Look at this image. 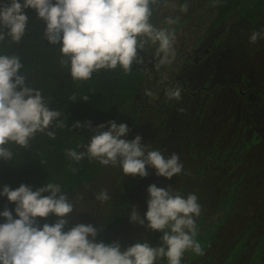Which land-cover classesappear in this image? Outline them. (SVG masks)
Returning <instances> with one entry per match:
<instances>
[{"label":"rangeland","instance_id":"rangeland-1","mask_svg":"<svg viewBox=\"0 0 264 264\" xmlns=\"http://www.w3.org/2000/svg\"><path fill=\"white\" fill-rule=\"evenodd\" d=\"M216 1L189 0L181 4L170 0L152 9L150 22L173 32L171 53L165 57L157 52L158 43L146 44L139 52L142 62L134 63L146 72L152 59L157 70L142 91V99L129 101L116 119L89 120L92 127L104 124L105 131L108 121L126 124L129 132L122 139L139 135L149 150L159 149L165 157L177 153L181 172L166 179L146 166L148 175L140 177L123 174L119 166L102 165L93 181L68 196L74 205L68 220L74 225L92 224L97 229L111 209V198L129 183L124 195L128 202L125 220L108 234L122 251L137 242L158 247L163 233L149 229L147 221L144 225L132 222L129 216L135 207L144 218L149 185L170 187L173 194L185 198L196 195L201 206L200 215L194 219L195 239L203 254L187 250L181 264H264V38L250 41L253 31L264 33V9L256 25L234 22V16H229L226 26L209 31ZM169 18L177 22L169 25ZM203 49H211L209 58L188 72L189 88L205 79L209 89L226 85L196 98L184 93L179 99L170 96L165 106H158L187 55ZM227 83L240 84L249 92L238 95ZM90 136L87 128L84 145ZM104 190L110 197L107 201L97 199Z\"/></svg>","mask_w":264,"mask_h":264},{"label":"clouds","instance_id":"clouds-1","mask_svg":"<svg viewBox=\"0 0 264 264\" xmlns=\"http://www.w3.org/2000/svg\"><path fill=\"white\" fill-rule=\"evenodd\" d=\"M157 0H11L0 4V25L6 28L11 41L19 43L25 34L28 15L33 9L44 22L43 36L49 44L60 45L61 64L70 65V75L75 80H88L94 71L115 69L119 65L126 73L135 63H141L139 55L149 42L158 43V53L165 57L172 51L175 39L169 29L156 28L151 22V5ZM186 7V6H185ZM169 18V25L175 24ZM264 38V33L253 31L250 41ZM5 34L0 32V41ZM23 65L16 55H0V159L10 161L13 152L6 147L14 142L27 148L37 132L52 127H65L61 113L50 109L41 92L26 84L21 74ZM179 99L180 90L170 91ZM87 99V96L83 98ZM55 121V124H54ZM73 128H88L91 136L85 151L66 150L73 161L79 162L88 155L105 166H119L125 175L146 177V166L155 169L157 176L172 178L182 170L179 155L167 157L159 149L149 150L141 143V137L122 139L129 128L126 124L108 121L92 127L90 122H75ZM47 136L55 139V132ZM76 171V169H73ZM147 211L141 219L133 207L130 221L162 232L161 244L152 247L147 242H137L121 250L118 242H97V229L92 224H75L65 230L68 216L74 205L61 191L59 184L48 183L33 190L21 184L15 189L3 186L0 196L15 204L13 211L7 207L0 212V264H156L166 258L168 264H181L187 250L203 254L195 239L197 234L194 217L201 213L197 196L185 198L173 194L170 187L160 188L151 184L146 189ZM48 193V195H43ZM107 190L97 199L107 201ZM57 217L52 224L40 225L36 218Z\"/></svg>","mask_w":264,"mask_h":264},{"label":"trees","instance_id":"trees-1","mask_svg":"<svg viewBox=\"0 0 264 264\" xmlns=\"http://www.w3.org/2000/svg\"><path fill=\"white\" fill-rule=\"evenodd\" d=\"M168 1L157 0L150 7L156 9ZM179 1L184 4L189 0ZM20 2L23 3V0ZM5 3L10 4L11 0H0V4ZM212 7L214 17L208 26L209 31L220 25L226 26L225 19L229 16H234V22L245 21L256 25L264 9V0H217ZM25 12L29 19L19 43L12 42L7 35L8 30L0 25V32L5 34V39L0 41V55L20 58L23 65L20 71L26 78L27 86L39 90L48 107L61 113L59 119L64 121L65 127L48 129L55 132V139L47 136L48 130L37 132L27 148L9 142L6 147L13 152V157L10 161L0 159V191L5 185L15 189L24 184L36 190L54 183L59 184L61 191L69 196L93 181L102 170L99 160L88 155L79 162L67 156L68 149L85 151L81 145L85 144L87 128H73L72 125L89 122L92 118H118L129 101L142 95L157 68L150 58L146 72L142 65L139 67L134 63L127 73L117 65L115 69L94 71L88 80H75L70 75V65L61 64V60L67 58L62 57L60 45H52L45 40L44 22L36 16L35 10L26 9ZM147 53L144 51L146 58ZM85 96L86 100L83 99ZM129 189L130 184H125L120 193L111 198V209L97 228V242L112 243L108 233L120 227L125 220L128 202L124 195ZM5 207L13 211L15 204L0 196V212ZM13 217L17 218L14 211ZM56 219L53 214L47 218H36L40 225L52 224ZM3 222L4 218L0 217V223ZM73 225L68 223L65 230ZM156 264H168V261L159 258Z\"/></svg>","mask_w":264,"mask_h":264},{"label":"flooded vegetation","instance_id":"flooded-vegetation-1","mask_svg":"<svg viewBox=\"0 0 264 264\" xmlns=\"http://www.w3.org/2000/svg\"><path fill=\"white\" fill-rule=\"evenodd\" d=\"M209 52H211V49H209V50L203 49V51H199V53H197L196 55L195 54L194 55L193 54L187 55L184 65L180 68V70L174 76L173 81L171 82V84L168 88V93H167V96L165 97V100H163V102L161 104H159L158 106H162V107L165 106V103L168 101V97H170V91L175 90L177 88L180 90V93H182V94L184 93V94L188 95V97H190V98H196L197 96L200 95V93L209 94V93H211V91L219 89L218 87L226 85L223 83L221 85H217V86H214L213 88L209 89V83H207L208 80L205 79L200 84L192 87V89L189 88V83L191 82V80L189 78L188 72L191 70V68L194 65H198V64L202 63L203 61H207V58H209V56H207V54ZM227 84H231L235 88V90L237 91L238 95H245L247 92H249V89L243 90L244 87L240 86V84H235V83H227ZM253 91L255 93L256 90H253ZM139 97L142 99L141 95L140 96L138 95V97H136V98H139ZM142 102H144V101H142ZM234 175H235V173H234Z\"/></svg>","mask_w":264,"mask_h":264}]
</instances>
